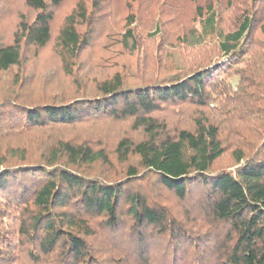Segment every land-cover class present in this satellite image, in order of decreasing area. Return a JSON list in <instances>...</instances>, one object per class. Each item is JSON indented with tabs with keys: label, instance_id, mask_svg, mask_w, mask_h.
Here are the masks:
<instances>
[{
	"label": "trees",
	"instance_id": "trees-1",
	"mask_svg": "<svg viewBox=\"0 0 264 264\" xmlns=\"http://www.w3.org/2000/svg\"><path fill=\"white\" fill-rule=\"evenodd\" d=\"M68 1L21 0L22 12L0 0V264H264V82L250 73L243 86L247 71L231 68L250 44L264 49V4L246 0L225 30L219 7L235 0L184 2L200 20L191 45L206 35L229 67L131 84L122 71L74 78L116 1L74 0L59 15ZM138 1L120 8L133 52ZM55 34L71 81L42 98L30 89L45 79L23 75L24 61Z\"/></svg>",
	"mask_w": 264,
	"mask_h": 264
},
{
	"label": "rangeland",
	"instance_id": "rangeland-1",
	"mask_svg": "<svg viewBox=\"0 0 264 264\" xmlns=\"http://www.w3.org/2000/svg\"><path fill=\"white\" fill-rule=\"evenodd\" d=\"M115 1L113 9H110L112 11L110 14L111 21H109V17L106 19V15L98 19V25L90 35L91 43L88 49L77 60L74 78H82V76L84 78H88V76L89 78H102L107 74L122 71L131 84L154 82L181 76V74L194 70L199 65L220 58L217 44L206 35H204L201 44L191 45V31L196 30L194 34L201 36L200 20L195 15L194 6H191L190 3H186V6L183 4L191 0H147L148 3L139 0L136 2L134 11L136 12L135 19L137 23L130 26L137 37L136 46L138 48L136 52L126 49L121 44V36L128 29L125 21L128 15L126 12L123 14L120 9L122 8V0ZM222 1L218 0V6ZM199 2L203 1H197V4H200ZM247 2L246 0H235L227 6L223 3V6L219 7L225 13V18L219 21L221 27L225 30L235 28L238 19L243 16L242 11L245 10L243 7H248ZM6 3L12 7V10L18 9L22 12L24 10L21 0H6ZM260 3L264 4V1L261 0ZM73 4L74 0L64 3L65 6L63 5L58 14H65L68 7ZM113 13L120 16L119 21L116 22L112 31L106 32V29L111 27L110 23L115 22ZM262 25H264V22L259 23L257 30L259 38H264ZM7 28V25L0 28V37H6L5 40L10 38V32H6ZM86 29V27H83L81 30L86 31ZM150 32H153V38L150 36ZM55 40L56 34L46 48L40 51L27 49V59L25 58L23 69L25 73L23 75H26V77H31L30 75L39 76L45 79L43 84L41 81L32 84L31 89L29 88L32 95H40L42 98L50 97L52 94L47 93V90L52 91L53 96L57 95L58 91L62 88L65 89L66 83L71 81L60 68L61 58L57 53V42ZM257 44H250L249 55L242 58L244 63L241 62L240 65H234L231 60L220 58L221 68L229 67L231 63L232 71H235L234 69L237 66L247 71V74L245 73L246 75L243 76L244 79H241L243 86L251 85V81L248 80L250 77L247 78L250 73L252 79L258 77L260 79H257L258 81L264 82L262 71L252 72L255 62L258 61V55L260 56L264 52V49ZM257 52L258 54L253 56ZM235 80H238V78H235ZM40 83L45 90L40 86ZM243 89L247 88L244 87ZM228 161L229 159L225 158L222 163H228Z\"/></svg>",
	"mask_w": 264,
	"mask_h": 264
}]
</instances>
